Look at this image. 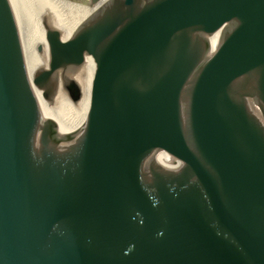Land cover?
<instances>
[{
    "label": "water",
    "instance_id": "95a60500",
    "mask_svg": "<svg viewBox=\"0 0 264 264\" xmlns=\"http://www.w3.org/2000/svg\"><path fill=\"white\" fill-rule=\"evenodd\" d=\"M83 1L0 0V264H264V0Z\"/></svg>",
    "mask_w": 264,
    "mask_h": 264
},
{
    "label": "bare ground",
    "instance_id": "6f19581e",
    "mask_svg": "<svg viewBox=\"0 0 264 264\" xmlns=\"http://www.w3.org/2000/svg\"><path fill=\"white\" fill-rule=\"evenodd\" d=\"M18 2L37 46H40V57L44 64L47 63V54L40 41L43 28L38 19L39 13L44 9L45 23L59 29L62 37H67L78 21L91 10L88 8L91 4L83 0H18Z\"/></svg>",
    "mask_w": 264,
    "mask_h": 264
}]
</instances>
